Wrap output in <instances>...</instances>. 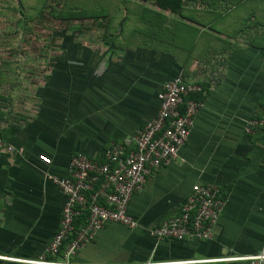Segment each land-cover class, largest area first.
<instances>
[{
    "label": "crops",
    "instance_id": "crops-1",
    "mask_svg": "<svg viewBox=\"0 0 264 264\" xmlns=\"http://www.w3.org/2000/svg\"><path fill=\"white\" fill-rule=\"evenodd\" d=\"M80 6L89 18L75 20L73 33L59 31L52 58L49 49L39 60L0 57V136L14 149L0 155V256L12 259L0 264L53 260L47 247L65 196L49 177H67L75 154L98 159L134 135L155 116L164 83L179 74L205 89L203 107L177 159L133 194L128 214L138 228L106 224L72 262L247 264L191 261L264 247V127L244 132L250 118L264 114V0H183L178 14L153 0ZM34 64H41V80ZM195 184L221 191L212 240L154 239L149 229L177 215Z\"/></svg>",
    "mask_w": 264,
    "mask_h": 264
},
{
    "label": "built area",
    "instance_id": "built-area-1",
    "mask_svg": "<svg viewBox=\"0 0 264 264\" xmlns=\"http://www.w3.org/2000/svg\"><path fill=\"white\" fill-rule=\"evenodd\" d=\"M202 93L200 85L186 80L182 74L177 75L164 83L158 93L155 116L134 135L110 144L98 159L75 154L70 158L67 177H49L64 194L65 203L59 227L47 247V254L55 257L63 247L62 257L59 260L19 262L75 264L72 262L73 257L106 224L117 223L128 229L138 228L137 221L128 214L129 202L133 194L143 188L147 177L154 170L177 159L179 150L188 139L193 120L203 107V102L194 96ZM263 125V118H250L244 132L254 135ZM13 151V146L0 136V155ZM38 160L46 166L51 164V159L45 155L38 156ZM223 204L221 191L214 184H195L179 213L150 228L149 233L157 241H210ZM82 213H86V222L75 229L74 221ZM0 259L12 260L2 256ZM211 262L264 264V247L249 256L191 261Z\"/></svg>",
    "mask_w": 264,
    "mask_h": 264
},
{
    "label": "rangeland",
    "instance_id": "rangeland-1",
    "mask_svg": "<svg viewBox=\"0 0 264 264\" xmlns=\"http://www.w3.org/2000/svg\"><path fill=\"white\" fill-rule=\"evenodd\" d=\"M82 1L85 0H0V48L7 51V54H0V57L8 56V63H18L14 58L21 57L26 62L30 56L39 60L43 56L42 51L48 49L51 58L55 56L59 31L73 33L77 27L74 21H63L67 18L65 13L68 16L66 10L76 11L81 8ZM86 27L83 29L89 34L91 26ZM93 27L95 28L94 25ZM77 28L80 29V26ZM36 65L34 64L33 69L41 80V64ZM24 86L28 90V84Z\"/></svg>",
    "mask_w": 264,
    "mask_h": 264
},
{
    "label": "trees",
    "instance_id": "trees-1",
    "mask_svg": "<svg viewBox=\"0 0 264 264\" xmlns=\"http://www.w3.org/2000/svg\"><path fill=\"white\" fill-rule=\"evenodd\" d=\"M153 4L157 8H159L160 10L168 11V12L173 13V14L180 13V11L183 8V0H153ZM88 10H90V9L87 8V7H84V6H81V8H77V10L76 11L74 10L73 12L72 11L69 12L70 10H66L68 16L65 13L64 16H66L67 18H65L63 21L64 22L75 21V20L82 21V19L89 18V17H86L87 15L90 14V11H88ZM63 12H65V11H63ZM79 23H81V22H79ZM87 27H88V25H87ZM205 95H206V91L203 88V93L202 94L195 95L194 98L203 101V98H204ZM263 116H264V114H258V115L253 116L252 118L259 119L260 120V119L263 118ZM263 127L264 126L259 127L258 130L262 129ZM85 222H86V213H82L74 221V227H75V229H78L79 227L83 226L85 224ZM63 249L64 248L62 247L61 250L59 251V253L55 257H51L49 255L50 256V259L55 260V259L61 258L62 257V251H63Z\"/></svg>",
    "mask_w": 264,
    "mask_h": 264
}]
</instances>
